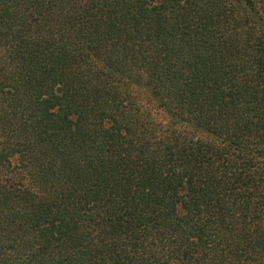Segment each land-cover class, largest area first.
I'll return each mask as SVG.
<instances>
[{
    "label": "trees",
    "instance_id": "trees-1",
    "mask_svg": "<svg viewBox=\"0 0 264 264\" xmlns=\"http://www.w3.org/2000/svg\"><path fill=\"white\" fill-rule=\"evenodd\" d=\"M0 264H264V0H0Z\"/></svg>",
    "mask_w": 264,
    "mask_h": 264
}]
</instances>
